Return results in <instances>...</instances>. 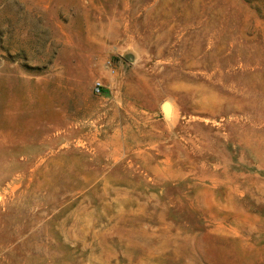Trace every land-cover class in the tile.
<instances>
[{
	"label": "rangeland",
	"instance_id": "rangeland-1",
	"mask_svg": "<svg viewBox=\"0 0 264 264\" xmlns=\"http://www.w3.org/2000/svg\"><path fill=\"white\" fill-rule=\"evenodd\" d=\"M0 264H264V0H0Z\"/></svg>",
	"mask_w": 264,
	"mask_h": 264
},
{
	"label": "bare ground",
	"instance_id": "bare-ground-1",
	"mask_svg": "<svg viewBox=\"0 0 264 264\" xmlns=\"http://www.w3.org/2000/svg\"><path fill=\"white\" fill-rule=\"evenodd\" d=\"M163 107H165V106H163ZM166 110H167V108H166Z\"/></svg>",
	"mask_w": 264,
	"mask_h": 264
}]
</instances>
